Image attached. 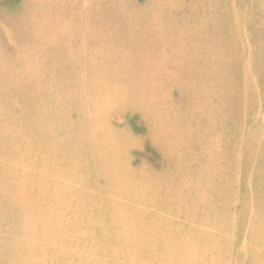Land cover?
<instances>
[{
  "label": "bare ground",
  "instance_id": "6f19581e",
  "mask_svg": "<svg viewBox=\"0 0 264 264\" xmlns=\"http://www.w3.org/2000/svg\"><path fill=\"white\" fill-rule=\"evenodd\" d=\"M206 1L209 3V0L203 2ZM31 2L32 5L22 10L19 22L10 24L11 27L3 23V14L10 9L18 15V6L7 4L0 13V264H214L217 259H214L213 254L219 253L221 257L226 252L227 242L221 233L226 227H234L235 218L238 217H220L219 198L227 195L226 187L230 185L228 180L232 179L231 175L237 182L241 173L247 174L243 168L251 160L253 155L250 150L257 141L249 133L237 141L232 135L224 138L219 135L214 143L201 141L198 156L193 152L186 154L184 170H181V179L177 183L162 184L163 176H173L169 167H162L163 174L149 184L137 187L130 183L122 170L116 171V163L123 155V148L118 143L123 138L118 128L116 144L105 142L113 134L114 112H106L105 108L94 107L93 104L97 99L94 95L96 84L99 80H108L107 76L88 69L84 72L80 64L83 63L81 54H74L70 50L66 60L75 64L71 70L74 73L72 79L53 84L52 76L46 74L49 59H45L44 54L50 49L54 27L46 26L49 19L46 14H41L44 25L40 23L38 10L44 8L41 1ZM70 12L73 13V10ZM148 22L147 27L158 28L155 19L153 23L151 19ZM137 29L140 30V27L137 26ZM79 39L75 37V42ZM94 41L92 38L88 40ZM94 51L96 54L86 53L84 62L115 64L116 72L109 73L111 77L118 73L127 77L131 70L139 69L135 68V58H116L114 54L109 56L105 53L99 57L98 50ZM179 57L181 59V55ZM124 66L126 71H120ZM195 70L196 66L194 73ZM235 75L231 71V76ZM245 76L246 87L241 90L234 85L236 89L233 92L241 105L232 104L231 107L239 113H253L251 116H254V120L262 121L261 127H264V114H261V110H264V89L262 93L259 92L255 88L257 81L250 75ZM190 78L195 85L198 84L193 75ZM115 84L116 81L111 84V89ZM54 88L69 93L64 99H61L62 94L51 98L49 92L51 89L54 91ZM228 92L218 91L220 99L231 96ZM195 95L201 99V95ZM208 103L212 111L206 109L204 116L208 121L202 130L212 133L216 127L214 122L213 125L210 122L215 112L221 108L227 110V107L222 104V107L217 108L219 103L213 107V99ZM66 114L77 116L74 124L62 119L61 116ZM246 124L247 120L244 119L240 128L246 127ZM200 127L193 134L202 133ZM76 128H80L79 134L71 138L69 132ZM251 129L252 126L248 131ZM167 141L170 140L160 138L157 143ZM193 141L196 142L195 135ZM173 150V144L164 150L159 146V159L166 160L167 156L174 154ZM231 156L233 159H230ZM175 158L174 154L172 159ZM255 160L260 164L257 170L261 174L258 175V187H261L264 186V148L255 155ZM72 163L73 167H70ZM188 169L191 175L189 180L186 178ZM116 174H120L118 179ZM154 175L155 178L160 174ZM215 177L220 178V184L203 189L205 183ZM101 180L105 182L104 193L98 189ZM86 183H92L94 191L87 192ZM151 185L154 190L148 192ZM139 189L144 196L136 200L132 193H137ZM263 189L261 187L260 197L264 202ZM167 192H172V201L168 202L171 204L167 210L161 211L157 199L161 201L163 197V201H166ZM116 196L119 208H116ZM207 197L210 198L208 201L205 200ZM153 198L157 199L152 213L146 211L148 209H130L139 201L150 205ZM126 206L129 208H124ZM263 209L264 203L258 207L259 211ZM197 211L205 217L199 228L194 225ZM178 215L184 218L183 223L173 221ZM239 217L242 219L241 215ZM261 220L263 217L259 215L257 221ZM223 226L220 234L214 232L213 228L219 230ZM248 232L246 234L251 233ZM247 241L246 245L251 242ZM217 242H221L220 247ZM246 245L245 248L248 247ZM250 251L251 248L249 254ZM245 252L244 255H248ZM255 258L257 264H261V257ZM246 262L250 263L248 260Z\"/></svg>",
  "mask_w": 264,
  "mask_h": 264
},
{
  "label": "rangeland",
  "instance_id": "374dc122",
  "mask_svg": "<svg viewBox=\"0 0 264 264\" xmlns=\"http://www.w3.org/2000/svg\"><path fill=\"white\" fill-rule=\"evenodd\" d=\"M31 1L0 0V13L4 11L7 4H16L17 11L19 10L18 15H15L16 13L6 8L7 13L3 14L5 26L11 27L10 24L19 22L22 10L32 5ZM38 1H41L44 7L38 10L40 23L44 25L41 14H46L49 18L46 26L54 27L51 33L50 49L44 54L45 59H49L46 74L52 76L53 84H62L72 79L71 70L75 68V64L73 61L66 60L70 50L74 54H81L83 63L80 62V64L83 65L84 72L88 69L107 76L108 80L101 82L99 80L96 84L94 95L97 99L93 104L94 107L105 108L106 112H114L113 134L105 142L112 141L116 144V128H118L119 135L123 138L118 142L123 148V155L116 163V171L122 170V173L128 176L130 183L137 187L145 183L149 184L151 180L159 179L163 174L162 167H169L168 169L173 172V176L161 178L162 184L177 183L181 179V170H184L186 154L193 152L198 156L200 142L214 143L219 135L223 138L232 135L237 141L242 135L249 133L257 141L250 150L253 155L251 160L249 159L248 165L243 168L247 174L241 173L237 182H234L235 177L231 175L232 179L228 182L233 185L226 187L228 191L225 197L221 195L219 198L220 217H238L235 218L234 227L229 229L226 227L224 231V226L219 230L213 228L216 234L223 231L221 236L227 242L226 252L222 251L221 257L218 256L219 253H214L213 257L217 259L214 264H241L242 261L246 264V260L250 261L247 264H257L255 257H261L262 264L264 262V209L259 211L258 207L264 203L260 197L261 187L263 189L264 186L258 187L260 179L258 175L261 174L257 170L260 164L256 161L257 159L255 160V155L260 154L264 148V127H261L262 121L254 120V116H251L253 113H239L231 105H241L240 99H237L233 92L236 86L241 90L246 87L244 81L246 74L257 81L255 88L259 92L262 93L264 89V0H209V3L203 2L204 0ZM71 10L73 13L70 12ZM14 17L16 19L13 20ZM150 19L152 23L155 19L157 29L155 26L152 29L147 27ZM103 26L107 28L104 29ZM75 37L80 39L75 42ZM90 38L95 41L88 42ZM183 39L189 40L183 41ZM94 50H98L99 57L101 53H105L109 56L114 54L116 58H135L137 61L135 68L139 67V69L131 70V76L123 77L122 73H118L111 77L109 73L116 72L115 64L84 62L86 53L96 54ZM189 56L191 60L186 58ZM159 60L162 63L158 65ZM76 68H78V62ZM123 68L120 71H126V67ZM76 71L78 73L79 68ZM231 71L233 75L236 72L239 75L231 76ZM192 75L197 85L190 80ZM76 76L80 81V77ZM115 81V87L111 89V84L113 85ZM221 87H223L222 90ZM218 91H230L228 93L231 96L226 95V99L221 100ZM68 93L59 92V89L54 88V91L50 90L49 96L55 98L54 95L62 94L61 99H64ZM195 93L201 95V99L197 98ZM78 95L82 98L81 94L78 93ZM211 99L214 102L213 107L218 103L217 108L222 107V104H226L227 107V110L221 108L215 112L210 122L212 125L214 122L216 127L213 126L215 129H211L213 132L209 130L212 133L202 130L204 123L208 121L204 116L206 111H212L208 103ZM261 114L263 116L264 110H261ZM61 117L65 122L74 124V118L77 116L66 114ZM244 119L247 120L246 127L240 128V123ZM250 126L252 129L248 131ZM198 127L201 128L202 133L193 134ZM257 127L260 128L255 130ZM78 129L80 128L70 130L71 138L78 136ZM239 131L242 133L240 134ZM194 135L196 142L193 141ZM160 138H168L170 141L158 144L157 140ZM171 144L174 146L173 153L176 158L172 159L174 156L172 154L161 161L159 146L164 150ZM209 148L208 146L207 150ZM229 151L231 153L232 148ZM172 160L173 164H171ZM70 167H73V163ZM154 174L160 175L154 178ZM119 177L120 174H116V178ZM190 177L188 169L186 178L189 180ZM101 183L98 189L104 193L105 182ZM219 184V177L211 178L205 183L203 189ZM152 190L154 188L151 185V188L148 187V192ZM86 191H94V185L86 183ZM262 193L264 194V189ZM165 194L166 201H163V197L161 201L157 197L152 199L153 202L150 205L139 201L130 209H148L146 211L152 213L157 199L161 211H165L169 208L171 203L168 202L172 201L173 197L172 192ZM132 195L136 196V200H141L144 196L140 189ZM183 197L186 199V193ZM209 199L205 198L206 201ZM118 205L119 200L116 196V208H119ZM198 211L194 221L195 228L200 227L204 217ZM259 215L263 217L260 222L257 221ZM206 217L209 215L206 214ZM183 219L178 215L173 221L183 223ZM250 220L254 222L251 223ZM247 223L252 229L247 227ZM244 231L251 233L246 234L247 232ZM252 234L253 237H251ZM245 239L248 240L247 242L251 241V244L246 245ZM244 245L248 247L245 248ZM217 246L220 247L221 242H217ZM248 248L249 250L251 248L250 254ZM243 249H246V252ZM244 252L250 256L244 255Z\"/></svg>",
  "mask_w": 264,
  "mask_h": 264
}]
</instances>
